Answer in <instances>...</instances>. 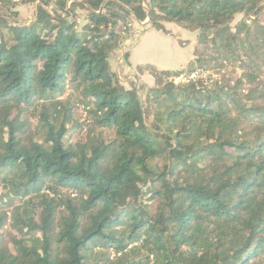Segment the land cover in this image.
Segmentation results:
<instances>
[{
	"label": "trees",
	"instance_id": "obj_1",
	"mask_svg": "<svg viewBox=\"0 0 264 264\" xmlns=\"http://www.w3.org/2000/svg\"><path fill=\"white\" fill-rule=\"evenodd\" d=\"M263 12L264 0H0V264H264ZM148 18L195 32L194 59L138 65L154 85L129 88L112 55ZM225 67L211 86L175 82Z\"/></svg>",
	"mask_w": 264,
	"mask_h": 264
},
{
	"label": "rangeland",
	"instance_id": "obj_2",
	"mask_svg": "<svg viewBox=\"0 0 264 264\" xmlns=\"http://www.w3.org/2000/svg\"><path fill=\"white\" fill-rule=\"evenodd\" d=\"M33 12H34L33 4H26V6L22 8V12H21L22 21L30 22L31 19L29 20V18L31 16L33 17L35 15V12L32 15ZM79 13L81 14V17H80L81 21H83L86 13L84 11H80ZM33 19H34V17L32 18V20ZM148 23H150V22L148 21ZM134 26H133V31H132V34L130 37L131 39L129 38L130 41H128V43H130V44H129V46H127V48L128 47L131 48L132 45L136 42V39H138V38L140 39L141 35L143 34V31L145 30L141 27V25H139V23L134 24ZM165 28H166V26H165ZM152 31L155 32L153 29H152ZM176 31L177 30L175 28H173V26L169 25V28H166L167 33L163 32V31H161V32L163 34H165V36H163V37L166 39L167 42L172 43L174 45L177 44L178 47H180V48H177L180 50V52H182V53H185L187 51L189 52L188 48H185V47H186V45H189L194 40V39H189V38L194 37L195 32H190V31L186 30V32H189V33H183V32H179V31L177 33ZM181 31H185V30L183 29ZM180 37H183L184 40H178V38H180ZM142 42H143L142 43L143 49L149 50L148 51L149 58H155L157 60V62H159V64H163L164 56L166 59L170 58V56L168 55L169 53H167V52L161 53V52L155 51L161 45H160V42L157 41L156 36L151 35L150 31L147 32L146 34H144V36L142 38ZM184 43H186V45ZM195 43H196V41H195ZM126 52H128L127 49L121 50V48H120L116 52H114L112 55V60H111L112 68L117 73L119 80L126 87H129V88H132L133 86L140 88V86H142L143 84L147 85L149 87L153 86L154 83H153V85H150V80L145 78V76H148L149 74L139 75L137 73V70L133 69V68H136L138 65L136 66L135 63H132L133 67L129 68L130 66H127L126 59H125ZM189 53H191V52H189ZM156 60H155V62H156ZM167 65H168V63H167ZM180 70H182V69H180ZM231 70H232L231 67H225L219 73L215 72V71H207V70H201L199 73H191L189 75L186 73H182L179 77H177L175 79V82L176 83H185V82H188L192 79L196 80L198 78H202V81H204L205 85L211 86L216 81H222V78H224V77L228 78L230 75L229 72ZM176 71H178V70H176ZM142 76H143V79H142ZM140 94L142 96H144L143 92H141ZM76 117H77V120L84 121L87 117L86 110L82 107H79L77 110ZM31 121L33 122V124L36 123V117L31 118Z\"/></svg>",
	"mask_w": 264,
	"mask_h": 264
},
{
	"label": "crops",
	"instance_id": "obj_3",
	"mask_svg": "<svg viewBox=\"0 0 264 264\" xmlns=\"http://www.w3.org/2000/svg\"><path fill=\"white\" fill-rule=\"evenodd\" d=\"M32 4V3H30ZM26 5H23L19 8L20 13L22 12V8L25 7ZM33 7H34V12L36 11V3H33ZM34 12L32 13V15L34 14ZM262 16H264V12L261 14ZM34 17V16H33ZM32 16L29 18L30 21H32ZM145 23H140V22H136L135 24L141 25V27L143 29H145L143 31V34L141 35L140 39H136V42L132 45L131 48H127V46H129L130 43H128V41H130V39L128 38L122 45L121 50H125L127 49L128 52L130 53V57L129 60H131V63H135L136 66L137 65H144V64H153L155 66H157L160 69H169V70H180L185 68L193 59H194V44L196 41V33L195 36L189 39H194L189 45H186V43H184L186 45L185 48H188V51L185 53L180 52L178 47V45H174L172 43H169L166 41V39L163 37L165 36V34H163L161 31H158L156 29H154L151 26V23H148V19H146L145 21H143ZM169 25L173 26V28H175L178 33L179 32H183V33H189L185 31H181L183 30V28L177 26L176 24L173 23H165L166 28H169ZM135 27V26H134ZM152 29L155 31L153 32ZM151 32L152 36H156L157 41L160 42V45L155 51L158 52H167L169 53L168 55L170 56V58L166 59L165 56L163 58V64H159V62H157V60L155 58H149V50L143 49L142 47V38L144 36V34H146L147 32ZM175 32V33H176ZM178 40H184L183 37L178 38ZM156 60V62H155ZM168 63V65H167ZM128 66V65H127ZM131 68V67H129ZM135 69V68H133ZM145 78L150 80V85H153L154 83V79L153 77H151V75L145 76ZM143 79V76H142ZM149 85V84H148Z\"/></svg>",
	"mask_w": 264,
	"mask_h": 264
},
{
	"label": "water",
	"instance_id": "obj_4",
	"mask_svg": "<svg viewBox=\"0 0 264 264\" xmlns=\"http://www.w3.org/2000/svg\"><path fill=\"white\" fill-rule=\"evenodd\" d=\"M148 21H149V18H148ZM140 23H145V22H140Z\"/></svg>",
	"mask_w": 264,
	"mask_h": 264
},
{
	"label": "built area",
	"instance_id": "obj_5",
	"mask_svg": "<svg viewBox=\"0 0 264 264\" xmlns=\"http://www.w3.org/2000/svg\"><path fill=\"white\" fill-rule=\"evenodd\" d=\"M196 75V74H195Z\"/></svg>",
	"mask_w": 264,
	"mask_h": 264
}]
</instances>
